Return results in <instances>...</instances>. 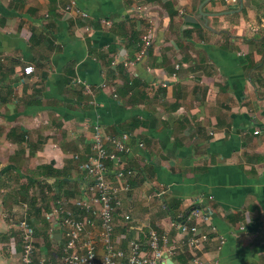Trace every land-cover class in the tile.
<instances>
[{"label":"crops","instance_id":"obj_1","mask_svg":"<svg viewBox=\"0 0 264 264\" xmlns=\"http://www.w3.org/2000/svg\"><path fill=\"white\" fill-rule=\"evenodd\" d=\"M201 1L0 0V264L20 256V218L35 259L61 257L63 231L48 216L60 202L84 217L75 202L89 182L72 157L92 154L94 126L128 137L121 158L134 176L114 216L117 250L126 256L150 230L173 246L179 221L209 235L194 253L205 264H264V21L249 30L244 0H211L204 12H233L185 22ZM194 207L216 233L190 219ZM98 233L95 219L100 259ZM175 252L167 260L191 264L187 247Z\"/></svg>","mask_w":264,"mask_h":264},{"label":"built area","instance_id":"obj_2","mask_svg":"<svg viewBox=\"0 0 264 264\" xmlns=\"http://www.w3.org/2000/svg\"><path fill=\"white\" fill-rule=\"evenodd\" d=\"M135 16L144 19L148 8L136 6ZM152 41V24L146 29L141 38V55L150 47ZM177 69L178 67L175 66ZM34 72L32 66H25L22 73L26 76ZM127 135L115 138L105 135L98 126L93 127L92 154L85 159L79 155L72 157L78 169L88 179V193L81 201L75 202V206L84 214L80 220L74 216V212L57 202L48 219L53 227L62 229L65 238L63 253L57 261H49L43 257L34 258V231L26 219L16 221V230L21 245V253L14 264H165L166 260L173 256L178 247H187L193 256L191 264H205L196 252L202 250L209 241V235L202 232L197 225H186L179 221H172L170 229L180 232V242L171 246L168 234H161L157 230H150L141 242L136 239L129 243L128 253L117 250L113 242L115 230L114 216L121 207L120 194L130 190V179L134 176L132 170L123 168L122 156L129 152L126 146ZM142 147V144H138ZM108 163L113 165L109 168ZM112 178V179H111ZM209 200L211 197L208 198ZM129 220L128 215H124ZM191 218L199 219L202 224L209 226L210 232L216 233L212 225L211 213L194 207ZM99 221L98 240L104 247V256L97 258L96 242L91 232L94 229V221ZM91 235V236H90ZM219 243L223 244V238L219 237ZM146 247L143 250V247Z\"/></svg>","mask_w":264,"mask_h":264},{"label":"rangeland","instance_id":"obj_3","mask_svg":"<svg viewBox=\"0 0 264 264\" xmlns=\"http://www.w3.org/2000/svg\"><path fill=\"white\" fill-rule=\"evenodd\" d=\"M170 2H172L174 5L176 4V2L178 0H168ZM197 1V0H195ZM229 1V0H226ZM196 3V2H195ZM194 3V5H195ZM244 4V10L246 9L247 11H251L250 12V16L251 17H247L246 22L248 23V26H246V28H248L249 30H251L252 28L256 27V25L260 26L261 24L263 25V21H264V0H244L243 2ZM232 7H236L237 8V4ZM252 20V21H251ZM232 22L236 23L237 19L236 17L232 18ZM221 25V24H219ZM215 26H217V24H215Z\"/></svg>","mask_w":264,"mask_h":264},{"label":"water","instance_id":"obj_4","mask_svg":"<svg viewBox=\"0 0 264 264\" xmlns=\"http://www.w3.org/2000/svg\"><path fill=\"white\" fill-rule=\"evenodd\" d=\"M211 0H202L199 5H198V14L195 15L194 17L191 16H184V21L185 22H189V23H201L202 25H204L205 27H207L208 25V18L209 17H216V16H220L223 15L225 13H231V12H220V13H206L203 11V7L205 4H207L208 2H210ZM240 3V7H242V0H238ZM238 11V10H237ZM236 11V12H237ZM165 264H173L170 260H166Z\"/></svg>","mask_w":264,"mask_h":264},{"label":"trees","instance_id":"obj_5","mask_svg":"<svg viewBox=\"0 0 264 264\" xmlns=\"http://www.w3.org/2000/svg\"><path fill=\"white\" fill-rule=\"evenodd\" d=\"M167 8H168V9H172V8H170L169 5H167ZM170 15H176V11H174V10H170Z\"/></svg>","mask_w":264,"mask_h":264}]
</instances>
